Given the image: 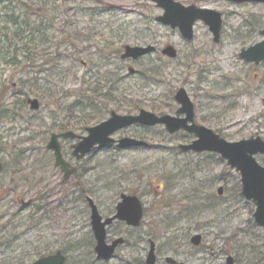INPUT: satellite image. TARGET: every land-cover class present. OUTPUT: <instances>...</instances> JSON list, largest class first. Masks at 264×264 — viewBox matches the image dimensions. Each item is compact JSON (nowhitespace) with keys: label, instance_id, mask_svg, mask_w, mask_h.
Segmentation results:
<instances>
[{"label":"rangeland","instance_id":"rangeland-1","mask_svg":"<svg viewBox=\"0 0 264 264\" xmlns=\"http://www.w3.org/2000/svg\"><path fill=\"white\" fill-rule=\"evenodd\" d=\"M175 1L222 15L223 42L214 48L212 70L209 68L211 72L204 76L201 84L193 75L198 61L173 63L164 59L158 61L157 56L147 57L131 65L135 71L133 76L127 74L118 57L124 46L149 44L162 49L171 45L182 50L179 36L156 21L162 10L150 2L0 0V160L5 167L0 177L2 191L6 190L12 176L10 166L16 165L14 171H21L23 178L29 177L37 167L44 168L43 174L46 165L51 169L45 144L57 123L72 125L71 131L85 135L81 129L82 119L88 118L91 108H98L102 101L101 96L93 98L91 89L95 85L104 86V75L111 69L117 72L113 78L116 80L113 104L98 120L91 118L87 127L107 119L111 111L118 115H136L140 110L156 115L172 114L175 106L170 96L182 88L193 97L198 120L211 116L206 120V127L227 142L254 136L264 140L261 103L264 65L256 71L243 67L236 59L242 44L259 40L255 33L264 29V5L234 4L230 0ZM195 34L196 38H206L201 25L197 26ZM159 64L165 67L161 77L152 74ZM238 77L241 78L239 84ZM243 84L246 88L240 92ZM20 93L29 94L19 96ZM27 99L38 101L37 112L28 110ZM20 102H24L23 109L17 108ZM6 113L8 118H3ZM120 134L141 136L148 147L102 150L85 161L84 165L90 170L85 186L89 192L92 190L93 195L89 197L95 199L103 218L113 212V203L120 193L134 195L149 213L131 237L137 239L143 233L148 234L160 254L180 252L179 257L184 259L183 255L191 252L195 257L188 264H224L227 256L233 258L234 264H264V230L253 222V204L240 196L238 174L215 155L175 154L177 145L185 142L184 136L169 139L163 136L160 127H133ZM118 137L117 134L114 138ZM170 177H174L171 190L160 199L155 198L154 185L160 183L166 188ZM221 186L223 195L218 199L215 192ZM88 187H94L95 193ZM37 190L25 181L15 195L26 201ZM52 195L45 200L51 214L58 205L57 199L65 197L59 193ZM186 195L191 198L184 199ZM13 200V194L1 197L0 213H20V206ZM208 204L213 208L208 210ZM32 206L21 213H32ZM70 208L67 204L64 207ZM46 213V209L41 212ZM72 214L65 215L69 225ZM107 234L108 239H113V227ZM195 234L200 235L202 241L192 251L189 238ZM126 235L129 237L128 233ZM78 238V241H88L83 231L76 233L73 239ZM143 246L147 248L146 243ZM139 247L142 248V243ZM89 250L85 247L80 258L87 260ZM136 253L123 247L114 260L105 264H137Z\"/></svg>","mask_w":264,"mask_h":264},{"label":"flooded vegetation","instance_id":"flooded-vegetation-1","mask_svg":"<svg viewBox=\"0 0 264 264\" xmlns=\"http://www.w3.org/2000/svg\"><path fill=\"white\" fill-rule=\"evenodd\" d=\"M53 1V0H52ZM67 0L66 2H68ZM85 1H91V0H85ZM55 2V1H53ZM148 2V1H146ZM230 2H232L230 0ZM60 3V2H55ZM233 3V2H232ZM245 3H253L257 5H264V2H245ZM234 4H244V3H234ZM192 6V5H191ZM195 7V6H194ZM197 8V7H195ZM209 10V9H206ZM213 11V10H211ZM216 12V11H214ZM218 13V12H216ZM163 14V11H162ZM220 15L221 23L219 27L218 37L217 40L214 39L213 33L210 31L209 27L205 25L203 22L197 21L192 26V38L190 40H186L182 38L180 32L178 29H171L169 26H165L161 23L162 26L168 27L170 30L174 31L180 38L182 50H178L173 48L171 45H166L162 49L155 47L153 45L147 44L146 46H128V47H140V48H149L152 47L153 50L149 52L148 54H145L141 57H138L137 59H126L122 60L121 55L123 54L124 46L122 50L119 53V59L124 65V68L126 67V72L130 76H133L135 71L131 65H136L140 60L147 58V57H154L157 56L158 61L161 60H169L171 62H178L179 60H186V62L190 61L191 64L195 63L196 61L199 62V65L196 68V71H193V75L197 78V81L201 84L204 80V76L207 75V73H210L209 68L212 70V67H210L212 60L215 58L213 57L214 48H218L222 42H223V36H224V23L222 21V15ZM160 17V16H158ZM157 17V18H158ZM156 18V19H157ZM157 21V20H156ZM198 25H201L204 27L206 31V38H196L195 37V30ZM262 32H264V29L258 30L256 36L259 37V40L257 42H248L247 44H242V48L240 47L238 53H236V59L241 65H244L243 67L247 69H254L258 71L262 65H264V62L255 63L253 61H245L243 57V52L248 50L249 48L255 46L256 44L262 42L264 37L262 36ZM88 38V37H86ZM170 47L173 49L174 56L170 57L165 53V50ZM160 59V60H159ZM215 61V60H214ZM188 68H191V65L186 64ZM165 66V65H164ZM180 67V66H178ZM165 67H163L161 64H159L158 69H156V72H152L153 75H158L159 77L164 76L161 75ZM174 69V68H173ZM131 70V72L129 71ZM149 72V71H148ZM116 71H113L111 69L110 72L105 73V77L103 79V82L105 83L104 86L106 89L111 88L113 90L114 85L116 84V80L113 79L116 76ZM110 77V80H108L107 77ZM107 78V79H106ZM109 81V83H108ZM241 81V78L238 77L236 82L239 84ZM248 86V85H247ZM240 92L242 89L246 88V85L243 84L240 87ZM182 90L185 95L188 97L191 105H192V121L186 122V126L190 127L193 124L195 126L206 128L207 130H210L206 127V120H210L211 116L205 117L204 119L198 120L197 118V112L198 107L193 102V97L187 94V92L179 88L175 92H173L172 96H170V99L172 100L175 110L172 114H163L159 116H171L175 117L177 120H184L186 119L185 114L179 113L181 106L176 103L175 101V95L178 91ZM191 98V99H190ZM193 102V103H192ZM264 99H262L261 103L264 107ZM165 108V107H163ZM38 111V110H37ZM36 111V112H37ZM178 113V114H177ZM106 120V119H105ZM105 120L101 121L104 122ZM84 121L85 119H82V130L85 132V135H78L75 132L71 131L70 129H74L72 125H67L65 123H57L55 125V128L52 129L50 134L48 135V140L45 144V152L49 156V166L50 164V170L49 167H46V173L43 174V167H37L34 169V172L31 173L29 177H22L21 171L17 170L14 171V166H10L12 169L11 173V179L8 182L7 188L5 191H2L0 187V198L7 197L11 194H13L14 202L17 203L21 201V198L17 197L16 191L18 188H20L21 182H29V186L38 189L36 192L40 195L38 200L32 204L33 206L31 209H33V212L30 214L21 213L22 211L29 210L28 208H22L19 209L20 213H0V264H34L38 260L45 259V258H52L56 255H59L60 259L62 258V264H105L110 262L112 259H115V256L117 255L118 251L122 249L123 247H126V249H129L136 253L138 251L139 253H136L135 262L137 264H147L146 260L149 254V251L151 249V244L153 246V256H154V264H188L192 261V259L195 257L194 254L185 253L184 259H181L179 257L180 252H173L169 254H160L159 247L157 246L156 242L152 240L148 234L145 235L143 233L142 237L135 239L134 237H131L132 232L134 230H138L143 225V218L149 213V211L143 207L142 202L140 199L134 195H129L125 193H120L118 195V199L115 203H113V212L110 214V216L103 218L100 213L99 209L97 207L95 199L89 197L92 190L89 192L86 189V174L90 172L89 168L84 165L85 161L90 158L91 156L95 155V153H98L102 150H91L88 154L83 156L82 158H77L76 155H74L75 147L80 143L81 138L86 136V129L87 127H84ZM100 122V123H101ZM99 124V123H98ZM133 127H141V128H147L151 129L150 127H145L141 125L134 124L130 127L121 129L115 133H113L110 137L118 141L122 138H128V139H135L140 140L144 142L146 145L143 147H137V148H128V149H116L113 147L111 150L114 151H127L132 149H145L148 147V143L143 140V137L138 136L136 138L135 136L129 137V136H121L123 134H120L124 131H127ZM162 129L163 136L172 139L179 135L184 136L185 142L182 144L177 145V150L173 151L175 154L179 155H201V154H209V155H215L218 157V160H220L223 165H225L227 168H229L226 165V162L221 159V157L218 154L210 153V152H201L197 153L190 150H182L180 147L187 146L193 141L196 140V137L193 134L188 133L186 130L181 129L178 132H176L173 135L167 134L165 131L164 126H157ZM155 128V127H152ZM212 131V130H211ZM68 132H72L75 136L74 139H64L62 138V135ZM213 132V131H212ZM119 135L118 139H115L114 137L116 135ZM219 136L218 134H216ZM220 137V136H219ZM259 136H254L250 138H255ZM51 138L56 139V143L59 147V154L61 161L64 163L65 166V172H71L70 176L65 178V173L60 169L59 166H55V157L53 150L46 149L47 144L51 140ZM261 139V137H259ZM249 139V138H248ZM261 141L264 142L263 139ZM79 155V154H77ZM255 162L262 168H264V154H257L254 156ZM260 161V163L258 162ZM1 163V172L0 177L5 172V167L0 160ZM230 169V168H229ZM186 170V169H185ZM233 170V169H230ZM234 171V170H233ZM235 172V171H234ZM236 173V172H235ZM238 174V173H236ZM223 179V177H222ZM163 180H165L163 176ZM174 180V177H170L166 183V188L160 183H156L152 192V195L155 196V198L160 199L162 195L168 191L171 190V187L173 186L172 181ZM1 184V183H0ZM240 184V183H239ZM90 189H93L95 193V188L88 187ZM220 190V194H218V191ZM4 190V189H3ZM59 195L64 194L65 197H61L60 200L57 199L55 209L53 210L52 214L48 212L49 206L45 204V200L51 199L52 194ZM240 196L241 195V185H240ZM93 195V194H91ZM216 198H221L223 195V187H218L215 192ZM122 196L124 197H130V198H136L139 201V205L141 206V219L139 221V224L137 226L129 225L127 222L123 220H119L117 218V212H118V205L122 202ZM199 197V196H198ZM2 198V199H3ZM188 195L184 196V199H190ZM161 200H159L160 202ZM45 204V205H44ZM69 205L71 208L64 209L65 205ZM158 204V202H156ZM155 205V202H154ZM162 206H166V203H160ZM209 209L213 208L212 205L206 206ZM92 208L95 209L96 215L99 218L98 225L104 223L105 221L112 219V221L107 224L104 227L105 231V244L107 246H111L112 243L117 242L118 240L121 241L118 244H116L113 248V254L108 260H103L101 258H97V254L95 252L97 247V240L95 237V227L97 224L93 223V213ZM166 208V207H165ZM47 211V213L41 214L43 210ZM255 209V208H254ZM67 212H73L71 215V225L67 223L65 215H67ZM254 213V212H253ZM70 216V215H69ZM253 218V214H252ZM96 222V221H95ZM77 224V225H75ZM113 227V239H108L107 230ZM75 228H78L76 231ZM119 230L122 231V233L119 234ZM85 232V234L88 237V241L86 239H82L80 241L79 238L75 241L74 235L79 232ZM46 233L45 235H43ZM126 233H128L129 237H126ZM194 236H200V235H192L189 238V244L193 248L192 251H195L201 244L202 237L200 236V242L197 246L193 245L191 242V239ZM28 237V239H27ZM135 239V240H134ZM74 240V241H73ZM142 243V248L140 249V244ZM147 244V248L143 245ZM85 247L89 248V253L86 259L80 258V253L84 251ZM230 257L227 256L226 259ZM232 258V257H230ZM166 259H171L174 261L172 262H166ZM224 261V264H225ZM233 264L234 260L232 258Z\"/></svg>","mask_w":264,"mask_h":264},{"label":"water","instance_id":"water-1","mask_svg":"<svg viewBox=\"0 0 264 264\" xmlns=\"http://www.w3.org/2000/svg\"><path fill=\"white\" fill-rule=\"evenodd\" d=\"M55 2H65L67 0H54ZM153 3L157 8L163 11V14L158 17L157 22L169 26L171 29H178L182 38L190 40L192 38V26L196 21H201L207 25L213 33L214 39L217 40L219 27L221 23L220 15L211 10L198 9L194 6L184 7L174 0H144ZM234 3L245 2H264V0H231ZM264 37V32L261 33ZM153 50L152 47H124V52L121 55L122 60L137 59ZM165 53L173 57L174 51L168 47ZM245 61H253L255 63L264 62V39L262 42L249 48L243 52ZM131 72V70H129ZM175 101L181 106L179 113L185 114L186 119L177 120L171 116H156L153 113L140 110L137 115L119 116L114 112L110 113V117L91 128L86 129V136L81 138L80 143L75 147L74 155L82 158L91 150L111 149H128L143 147L146 144L135 139L122 138L118 141L113 140L110 136L134 124L155 127L164 126L165 131L172 135L175 132L184 129L188 133L193 134L196 140L188 146L180 147L182 150H190L197 153L210 152L218 154L221 159L226 162V165L239 174L241 184V195L246 201H251L255 206L253 219L258 227L264 229V168L260 167L254 159L257 154H264V142L259 137L249 138L235 143H228L206 128L195 126H186V122L192 121V105L189 102L185 93L180 90L175 95ZM264 104V102H263ZM27 105L30 111H37L39 104L36 100H27ZM178 114V113H177ZM75 135L71 132L62 135L64 139H74ZM46 149L53 150L55 157V166L66 174L65 178L70 176L71 172H65L64 163L61 161L59 147L55 138H51L46 146ZM79 154V155H77ZM1 171V164H0ZM220 190L218 194H220ZM93 223L95 227V237L97 240L96 254L97 258L108 260L113 254V248L121 241L112 243L111 246L105 244L104 227L109 224L112 219L98 225L99 218L96 215L95 209L92 208ZM117 218L127 222L129 225L137 226L141 219V206L136 198L122 196V202L118 205ZM96 221V222H95ZM193 245L197 246L200 242V236H194L191 239ZM166 262H172L171 259H166ZM147 264H154L153 246L149 251ZM34 264H62V258L56 255L52 258L38 260ZM225 264H233L232 258L228 257Z\"/></svg>","mask_w":264,"mask_h":264},{"label":"trees","instance_id":"trees-1","mask_svg":"<svg viewBox=\"0 0 264 264\" xmlns=\"http://www.w3.org/2000/svg\"><path fill=\"white\" fill-rule=\"evenodd\" d=\"M13 25H16V23H12ZM19 30V28L17 29ZM14 36L17 37V33H14ZM57 56V55H56ZM108 80H110V77H107ZM106 78V79H107ZM109 83V81H108ZM102 92H105L103 95ZM91 93L93 95V98H99L101 96L102 101L99 102V107L98 108H91V113L90 115H88V118H85L84 121V127H87L90 123H91V118H94V120H98L99 118L102 117L103 112L109 107L110 104H113V90H111V88L106 89L105 87H101V86H97L95 85L92 89H91ZM23 94V95H22ZM29 93L24 94V93H20L19 96H28ZM32 94V91H31ZM52 95H49V98ZM95 107V106H94ZM18 109H23L24 108V102H20L19 106L17 107ZM95 113V114H94ZM8 113H6L3 118H8ZM10 116L13 117L12 114H10Z\"/></svg>","mask_w":264,"mask_h":264}]
</instances>
